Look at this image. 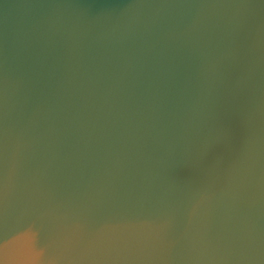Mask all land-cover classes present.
<instances>
[{"label": "water", "instance_id": "water-1", "mask_svg": "<svg viewBox=\"0 0 264 264\" xmlns=\"http://www.w3.org/2000/svg\"><path fill=\"white\" fill-rule=\"evenodd\" d=\"M0 264H264V0H0Z\"/></svg>", "mask_w": 264, "mask_h": 264}]
</instances>
